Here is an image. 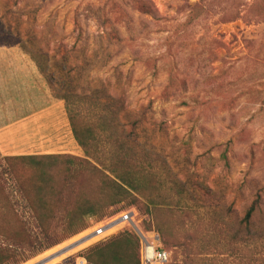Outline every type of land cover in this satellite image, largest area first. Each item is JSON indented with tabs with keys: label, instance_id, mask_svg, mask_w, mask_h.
I'll list each match as a JSON object with an SVG mask.
<instances>
[{
	"label": "rangeland",
	"instance_id": "obj_1",
	"mask_svg": "<svg viewBox=\"0 0 264 264\" xmlns=\"http://www.w3.org/2000/svg\"><path fill=\"white\" fill-rule=\"evenodd\" d=\"M150 1L161 18L175 21L155 25L153 33L143 42L142 51L151 60L149 67L123 57L91 71L83 68L78 77L77 92L94 89L100 98L107 94L117 97L127 112H144L150 126L143 138L153 153L152 159L160 167L175 169L185 182H190L195 189V198L212 206V213L225 217L238 228L247 208L258 200L264 218V23L254 14V8L264 0L210 1L207 16L185 30L176 24L183 22L195 7L202 5L203 0ZM104 2L54 0L50 4V0H0V4L8 3L13 8L10 12L13 17L21 18L23 28L41 34L49 50L59 45L69 49L73 44L71 20L74 13H82L87 3L103 5ZM233 14H238V18L227 23L218 22L220 17L229 18ZM87 31H94L91 24ZM212 40L220 46L214 50L215 60L209 62ZM0 56L28 55L16 47H0ZM98 61H101L99 56L96 64ZM153 64L158 68V77L152 76L150 67ZM117 65L118 69L114 70ZM172 67L182 73L189 71L196 78L188 83L185 93L177 87L176 96L173 90L165 88ZM202 72L209 74L210 78L198 79V73ZM46 86L49 89L47 83ZM191 90L194 91L192 94ZM147 106L151 107L150 110ZM82 107L87 106L83 104ZM52 157L60 158L56 169L78 170L74 177L78 190L69 202L79 197L77 193L81 187L87 198L95 197L87 189L89 183L85 174L80 173L79 168L84 164L79 161L85 158L78 146L70 154ZM50 162H53L50 157L45 156L7 160L6 172H1L0 221L6 220L9 230L6 231L5 222L0 223V250L15 254L6 264H12L14 259L23 255L29 256L31 241L35 242L33 248L36 249L56 240V237L43 239L42 230L47 226L40 228L37 216L48 219L49 213L36 210L40 199L37 189L46 184L45 180L50 182ZM53 176L55 182L62 180V175L53 173ZM151 183L149 181L148 186ZM164 183L167 188L171 186L170 179L165 178ZM167 195L169 202L174 203L177 199L169 193ZM134 198L126 197L121 203L107 208L106 215L111 216L100 221L98 217L87 218L85 231L22 264L36 262L84 233L91 235L97 222L108 221L120 211L134 212L141 229H156L158 223L173 228L179 226L184 232L181 238L190 242L195 240L192 217L180 212L173 204L152 208L139 196L134 195ZM41 199L48 210L50 195L45 193ZM100 200L106 202L109 197L101 196ZM239 230L243 235L241 227ZM159 237L163 249L170 255L169 264L186 263L185 249L167 248L163 244L164 238L160 234ZM98 241L70 254L59 264H79L80 258L76 256ZM237 247L241 251L230 261L243 257V245Z\"/></svg>",
	"mask_w": 264,
	"mask_h": 264
},
{
	"label": "trees",
	"instance_id": "obj_2",
	"mask_svg": "<svg viewBox=\"0 0 264 264\" xmlns=\"http://www.w3.org/2000/svg\"><path fill=\"white\" fill-rule=\"evenodd\" d=\"M210 1L214 0H203L201 6L195 7L176 26L185 30L202 20L207 16L206 8ZM53 2L54 0H50V4ZM11 9L13 8L8 3L0 4V47H16L28 55L48 84L52 97L64 103L71 134L84 153L85 160L79 161L84 164L79 168L80 173L85 174L84 178L89 183L87 189L95 196L90 200L81 187L77 193L79 197L69 202L78 190L74 179L78 170L61 167L56 169L60 158L50 156L53 161L50 162V182L45 180L46 184L37 189L40 199L36 210L49 213L48 219L37 216L39 227L47 226L46 230H42L43 239L51 240L56 237V240L36 249L33 248L35 242L31 241L28 245L30 255L14 259L12 264H22L85 231L88 228L87 218L98 217L100 221L109 217L110 214L106 215L107 208L121 203L126 197L135 199L134 195L144 199L152 208L173 204L180 212L193 218V242L181 238L184 232L179 226L173 228L158 223L156 229H143L147 234L152 231L160 234L167 248L185 249L187 258L183 264H264V218L258 200L251 203L239 221L244 232L241 235L240 227L237 228L225 217L212 213V206L203 200H197L194 186L185 182L180 174L175 173V169H166L167 166L160 167L155 163L153 153L148 150L143 138V133L150 126L144 112H127L119 104L117 97L107 94L100 98L94 89H88L84 93L77 92L78 77L83 68L91 71L123 57L149 67L151 60L142 51L143 42L153 33L155 25L175 20L161 18L150 0H105L103 5L87 3L82 13H74L72 17V46L66 49L61 44L62 46L49 50L48 43L42 40L41 34L23 28L21 18L13 17ZM254 14L264 23V2L254 8ZM237 18L238 14L229 18L222 16L218 22L227 23ZM90 24L94 28L91 33L87 31ZM211 43L213 46L209 62L215 60L214 50L220 46L217 41L212 40ZM246 44L248 47L251 45L250 42ZM97 56L101 57L98 64ZM118 65L114 70L118 69ZM150 70L153 77H158L155 64ZM189 73H182L172 67L167 75L165 88L173 90L174 96L178 93L177 87L181 93H185L188 83L196 79ZM197 78L208 80L210 75L202 72L198 73ZM193 92L191 90L190 94ZM83 104L87 107L83 108ZM147 107L150 110L151 107ZM53 173L62 175V180L55 182ZM165 178L170 179L171 186L168 188L164 183ZM149 181L152 182L151 186H148ZM166 192L177 197L174 203L168 201ZM45 193L50 195L48 210L47 204L41 199ZM101 196L109 197V200L102 201ZM121 212L123 211L119 214ZM2 222H5L6 231L9 230L7 221H0L1 224ZM45 223L47 224L43 226ZM238 244L243 245V257L238 258V261H230V258L241 251ZM161 247L163 248L162 242ZM14 257L15 254L10 251L0 250V264H6ZM76 257L83 259L86 264H141V243L135 232L125 227Z\"/></svg>",
	"mask_w": 264,
	"mask_h": 264
},
{
	"label": "crops",
	"instance_id": "obj_3",
	"mask_svg": "<svg viewBox=\"0 0 264 264\" xmlns=\"http://www.w3.org/2000/svg\"><path fill=\"white\" fill-rule=\"evenodd\" d=\"M75 149L64 106L51 96L35 63L29 56H0V175L8 159Z\"/></svg>",
	"mask_w": 264,
	"mask_h": 264
},
{
	"label": "built area",
	"instance_id": "obj_4",
	"mask_svg": "<svg viewBox=\"0 0 264 264\" xmlns=\"http://www.w3.org/2000/svg\"><path fill=\"white\" fill-rule=\"evenodd\" d=\"M125 227L131 228L141 243V264H169L170 255L161 247L159 235L152 231L147 234L139 227L136 214L132 211H123L103 223L96 224L90 236L98 237V242L107 240ZM113 230L112 232H109ZM79 264H86L80 259Z\"/></svg>",
	"mask_w": 264,
	"mask_h": 264
},
{
	"label": "bare ground",
	"instance_id": "obj_5",
	"mask_svg": "<svg viewBox=\"0 0 264 264\" xmlns=\"http://www.w3.org/2000/svg\"><path fill=\"white\" fill-rule=\"evenodd\" d=\"M113 230L109 231L112 232ZM98 237H92L88 233L82 234L78 239H74L70 243L59 246L51 252H48L40 260L30 264H59L70 254L80 250L81 248L95 242Z\"/></svg>",
	"mask_w": 264,
	"mask_h": 264
}]
</instances>
